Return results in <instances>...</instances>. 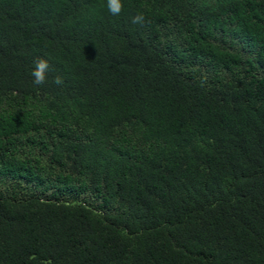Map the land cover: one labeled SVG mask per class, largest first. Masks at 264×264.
I'll return each mask as SVG.
<instances>
[{
  "label": "trees",
  "instance_id": "16d2710c",
  "mask_svg": "<svg viewBox=\"0 0 264 264\" xmlns=\"http://www.w3.org/2000/svg\"><path fill=\"white\" fill-rule=\"evenodd\" d=\"M122 3L0 0V264H264V0Z\"/></svg>",
  "mask_w": 264,
  "mask_h": 264
},
{
  "label": "clouds",
  "instance_id": "9594fccd",
  "mask_svg": "<svg viewBox=\"0 0 264 264\" xmlns=\"http://www.w3.org/2000/svg\"><path fill=\"white\" fill-rule=\"evenodd\" d=\"M106 7L107 10L114 16H118L121 11L123 10V3L122 0H106ZM145 20V17L142 13H137L135 16L132 17L133 24H142ZM49 69V63L45 59H38L35 61V67L31 73L34 77V84L42 85L46 80V72ZM56 84H62V78L57 76L54 79Z\"/></svg>",
  "mask_w": 264,
  "mask_h": 264
}]
</instances>
